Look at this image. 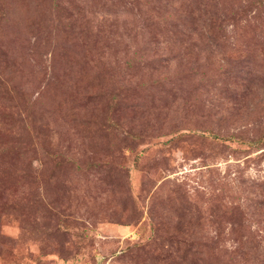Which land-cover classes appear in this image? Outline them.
Here are the masks:
<instances>
[{
  "label": "rangeland",
  "instance_id": "obj_1",
  "mask_svg": "<svg viewBox=\"0 0 264 264\" xmlns=\"http://www.w3.org/2000/svg\"><path fill=\"white\" fill-rule=\"evenodd\" d=\"M0 264H264V0H0Z\"/></svg>",
  "mask_w": 264,
  "mask_h": 264
}]
</instances>
